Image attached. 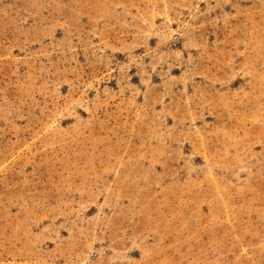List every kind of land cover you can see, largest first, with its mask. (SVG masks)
Returning a JSON list of instances; mask_svg holds the SVG:
<instances>
[{"label": "rangeland", "instance_id": "374dc122", "mask_svg": "<svg viewBox=\"0 0 264 264\" xmlns=\"http://www.w3.org/2000/svg\"><path fill=\"white\" fill-rule=\"evenodd\" d=\"M0 264H264V0H0Z\"/></svg>", "mask_w": 264, "mask_h": 264}]
</instances>
